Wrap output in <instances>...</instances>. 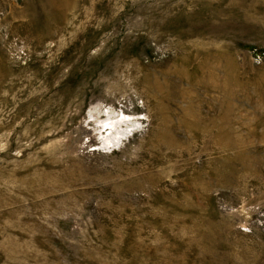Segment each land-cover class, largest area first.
<instances>
[{"label":"rangeland","instance_id":"obj_1","mask_svg":"<svg viewBox=\"0 0 264 264\" xmlns=\"http://www.w3.org/2000/svg\"><path fill=\"white\" fill-rule=\"evenodd\" d=\"M0 264H264V0H0Z\"/></svg>","mask_w":264,"mask_h":264}]
</instances>
